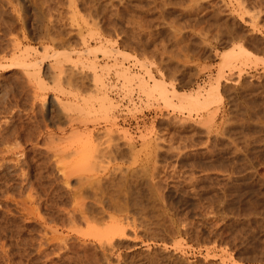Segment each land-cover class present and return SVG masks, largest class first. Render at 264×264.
<instances>
[{
	"label": "rangeland",
	"instance_id": "obj_1",
	"mask_svg": "<svg viewBox=\"0 0 264 264\" xmlns=\"http://www.w3.org/2000/svg\"><path fill=\"white\" fill-rule=\"evenodd\" d=\"M7 1L0 0V20L5 19L0 21L1 29L14 32L7 33V37L16 35L21 40L20 25H24L27 40L21 41V48L25 46L31 52L32 61L42 59V77L46 80L28 82L20 67L11 69L0 61V148L14 150L4 151L7 161H1L7 167L0 168V264H51L38 251L42 227L35 219L43 216L60 221L70 205L83 204L122 207L121 211L111 207L115 218L124 224L129 220L136 223L135 227L126 226L124 245L105 251L104 264H264V0ZM7 37L0 38L2 45H6ZM239 47L240 53L235 51ZM229 54L236 58L230 56V62L223 61ZM117 67L133 73L130 82L117 73ZM58 69L61 73L55 78L53 72L56 74ZM141 82H145L143 88L139 87ZM154 83L168 92L160 93ZM89 93L95 97L107 95L112 101L113 105H108L111 108H105L107 116L100 101H96L98 106L95 97L89 99ZM208 93V105L192 103L193 106L187 98ZM81 94L90 101L94 99L93 105L89 101L85 106L92 110L98 106L95 114H101H89L91 121L93 117L96 121H86L87 126L81 128L91 129L100 147L109 141L117 143L125 157L99 155L96 164L85 165L66 153L68 157L62 155L58 166L45 153L29 150L38 125L48 119L66 123L67 111L76 116L75 111L65 108L74 101L82 103ZM53 96H57L59 105L54 101L48 114L44 104ZM18 143L30 151L27 161L20 162L23 174L22 168L14 167V161H10L15 155L21 157L14 148ZM61 166L71 179L67 183H63ZM74 167L80 169L74 173ZM108 168L112 171L107 172ZM125 214L129 219L124 218ZM82 224L78 226L81 230L87 227ZM91 247L86 250L91 252L87 258L80 257L82 250L80 254L72 252L65 263L92 264L98 259L103 264V258L99 259L102 253ZM97 261L94 264H100Z\"/></svg>",
	"mask_w": 264,
	"mask_h": 264
},
{
	"label": "bare ground",
	"instance_id": "obj_2",
	"mask_svg": "<svg viewBox=\"0 0 264 264\" xmlns=\"http://www.w3.org/2000/svg\"><path fill=\"white\" fill-rule=\"evenodd\" d=\"M4 1V0H3ZM7 1V0H6ZM14 1V0H13ZM24 1V0H23ZM20 2V1H19ZM237 2V1H236ZM7 3H9V1H7ZM15 3V2H14ZM18 3V2H17ZM241 3V2H240ZM10 4V3H9ZM26 4V3H25ZM12 5V4H11ZM239 5V4H238ZM257 5V4H256ZM248 6V5H247ZM247 6H246V9H247ZM251 6V5H250ZM262 6V5H261ZM1 7V6H0ZM216 7V6H215ZM253 7V6H252ZM262 7H264V6H262ZM8 8V7H7ZM14 8V7H13ZM214 8V7H213ZM243 8V7H242ZM15 9V8H14ZM7 10V9H6ZM22 10V9H21ZM31 10V9H30ZM252 10V9H251ZM213 11H215V10H213ZM19 12V11H18ZM17 12V13H18ZM232 12V11H231ZM16 13V12H15ZM2 14V13H1ZM13 14V13H12ZM255 14V13H254ZM19 15V14H18ZM23 15V14H22ZM33 15V14H32ZM10 16V15H9ZM25 16V15H24ZM23 16V17H24ZM256 16V15H255ZM2 17V16H1ZM0 17V18H1ZM3 17H5V16H3ZM14 17H16L15 19L17 20V19H19V16H14ZM21 17V16H20ZM23 17H21V18H23ZM10 18V17H9ZM20 18V19H21ZM41 18H42V16H41ZM219 18V17H218ZM254 18V17H253ZM4 20L5 19H3L2 18V20H0V21H3L4 22ZM23 20V19H22ZM40 20V19H39ZM194 20H195V18H194ZM1 23V22H0ZM95 22H93L92 23V25L94 24ZM4 24V23H3ZM96 24V23H95ZM197 24V23H196ZM5 25V24H4ZM192 25V24H191ZM198 25V24H197ZM17 26V25H16ZM24 25L23 24H21L20 25V34H21V40L19 39V40H17V37H16V35H14V37H11V36H8L7 37V33H10L11 31L9 30V29H1V25H0V36L2 37V36H5V37H7L6 38V45H2V42H1V40H0V61H1V63L2 62H4L3 63V65L4 66H9V68H11V69H13V68H15V67H20L19 69H22V72H23V74L25 75V77L26 78H28L27 79V81L29 82V80L31 81L32 79H34V81H36V82H39V83H41L42 82V80H46V78H44V77H42L43 76V72L41 71V62H42V59H39L38 61L36 60V61H32L31 59V55L29 54V53H31V52H29V51H27L26 50V47L24 48L23 46V48H21V45H20V43H21V41H23V40H27V36H26V30H25V28L23 27ZM228 26V25H227ZM230 26V25H229ZM42 27V26H41ZM177 27H178V25H177ZM180 27V26H179ZM198 27V26H197ZM206 27V26H205ZM210 27V26H209ZM45 28V27H44ZM50 28V27H49ZM192 28V27H191ZM11 29V28H10ZM15 29V28H14ZM13 29V30H14ZM56 29V28H55ZM60 29V28H59ZM110 29V28H109ZM114 29V28H113ZM128 29V28H127ZM131 29V28H130ZM129 29V30H130ZM230 29V28H229ZM232 29V28H231ZM234 29V28H233ZM120 30V29H119ZM201 30V29H200ZM204 30V29H203ZM62 31V30H61ZM114 31V30H113ZM126 31V30H125ZM205 31V30H204ZM218 31V30H217ZM28 32V31H27ZM89 32H90V30H89ZM98 32V31H97ZM137 32V31H136ZM201 32V31H200ZM199 32V33H200ZM12 33H14V32H12ZM12 33H10V35L12 34ZM59 33V32H58ZM122 33V32H121ZM192 34V33H191ZM119 35V34H118ZM127 36V35H126ZM131 36V35H130ZM231 36V35H230ZM0 37V38H1ZM20 37V36H19ZM79 37V36H78ZM90 37H91V35H90ZM133 37V36H132ZM65 38V37H64ZM119 38V37H118ZM2 39V38H1ZM57 39V38H56ZM88 39V38H87ZM140 40V39H139ZM84 41V40H83ZM125 41V40H124ZM99 42V41H98ZM134 42V41H133ZM127 43V42H126ZM131 43V42H130ZM137 43V42H136ZM5 44V43H4ZM82 44H83V42H82ZM98 44V43H97ZM53 45V44H52ZM63 45V44H62ZM76 45H78V44H76ZM75 45V46H76ZM100 45V44H99ZM28 46V45H27ZM44 46V45H43ZM49 46V45H48ZM64 46V45H63ZM62 46V47H63ZM29 47V46H28ZM68 47V46H67ZM137 47V46H136ZM242 47V46H241ZM31 49H32V47H30ZM29 48V49H30ZM43 49H44V47H42ZM41 48V49H42ZM91 48H93V47H91ZM238 48V47H237ZM30 49V50H31ZM67 49V48H66ZM89 49V48H88ZM87 49V50H88ZM95 48H93V53L94 52H96V50H94ZM97 51H99V49L100 48H98L97 47ZM107 49H109V48H107ZM111 49V48H110ZM109 49V50H110ZM232 49H234V48H232ZM240 49H242V48H240L239 47V49L238 50H235V51H238L239 53H240ZM109 50H107L108 51V53L110 54L111 52H112V50L113 49H111V52H109ZM37 51V50H36ZM60 51V50H59ZM59 51H56L57 52V54H59V55H61L60 53H59ZM62 51V50H61ZM60 51V52H61ZM75 51V50H74ZM90 51V50H89ZM234 51V50H233ZM33 52H35V51H33ZM39 52V51H38ZM41 52V51H40ZM40 52H39V54H40ZM54 52V51H53ZM63 52V51H62ZM65 52H66V50H65ZM72 52V51H71ZM79 52V51H78ZM81 52H83V51H81ZM80 52V53H81ZM85 52V51H84ZM87 52V51H86ZM85 52V53H86ZM91 52V51H90ZM114 52H116L115 50H114ZM245 51H244V48H243V53H244ZM67 53H69V50H68V52ZM92 53V54H93ZM237 53V52H236ZM33 54V53H32ZM36 54V53H35ZM45 54V53H44ZM82 54V53H81ZM42 55V54H41ZM40 55V56H41ZM52 55V54H51ZM50 55V56H51ZM65 55V54H64ZM103 55V54H102ZM43 56V55H42ZM46 56L47 57H49V55H47L46 54ZM62 56H63V53H62ZM78 56V55H77ZM76 56V57H77ZM231 55L229 54V55H227V56H224L223 57V61H226V62H230V60L229 59H231V57H234V55L233 56H231ZM241 56V55H240ZM36 57V56H35ZM64 57V56H63ZM93 57H96V56H94L93 55ZM56 58H59V57H56ZM113 58H115L114 56H113ZM236 57H234L233 59H235ZM246 58V57H245ZM36 59H37V57H36ZM45 59V58H44ZM64 59H66V58H64ZM70 58H68V60H69ZM121 59V58H120ZM61 60V59H60ZM67 60V59H66ZM76 60H77V58H76ZM81 60V59H80ZM88 60V59H87ZM86 60V61H87ZM91 60H92V58H91ZM90 60V61H91ZM227 60H229V61H227ZM232 60V59H231ZM8 62V64H6L5 65V62ZM31 61H32V63H31ZM58 60H56L55 62H57ZM63 61V60H62ZM61 61V62H62ZM77 61H79V60H77ZM66 62V61H65ZM73 62V61H72ZM51 63V62H50ZM60 63V62H59ZM64 63V62H63ZM75 63V62H74ZM88 63V62H87ZM91 63H93L92 61H91ZM91 63H89V64H91ZM104 63V62H103ZM57 64V63H56ZM99 64V63H98ZM120 64V63H119ZM119 64H116L117 66L119 65ZM228 64V63H227ZM230 64V63H229ZM3 65H0V67H2ZM60 65H62V63L61 64H59V66ZM76 65V64H75ZM100 65V64H99ZM115 65V66H116ZM51 66V65H50ZM106 66V65H105ZM123 66V65H122ZM233 66V65H232ZM48 67V66H47ZM94 67V66H93ZM120 67V66H119ZM127 67V66H126ZM51 68V67H50ZM95 68V67H94ZM99 68V67H98ZM101 68V67H100ZM118 68V67H117ZM61 69V68H60ZM60 69H58V72H56V74L53 72V76L56 78V77H58L59 76V73H61V70ZM93 69V68H92ZM96 69V68H95ZM119 69V68H118ZM127 68H123V67H121L119 70H117L118 72V74L119 75H121V76H123L124 77V79H131V76H132V74H129L128 72L129 71H127L126 70ZM100 70V69H99ZM54 71V70H53ZM109 71V70H108ZM108 71H106V73L108 72ZM147 71V70H146ZM15 72V71H14ZM21 72V71H20ZM149 72V71H148ZM22 74V73H21ZM94 74V73H93ZM150 74H152V73H150ZM136 75H137V73H136ZM136 75H134L135 76V78H136ZM46 76V75H45ZM53 76H50V77H52L53 78ZM98 76V75H97ZM49 77V78H50ZM94 78H95V76H93ZM100 77V76H99ZM150 77V76H149ZM151 77H153L152 75H151ZM59 78V77H58ZM134 78V79H135ZM5 79V78H4ZM69 79H70V77H69ZM98 79V78H97ZM133 78H132V80H134ZM137 79V78H136ZM135 79V80H136ZM52 80V79H51ZM67 80V79H66ZM98 80H102V79H98ZM134 80V81H135ZM142 80V82H143V79H141ZM140 79L139 80H136V82L137 81H141ZM162 80V79H161ZM26 81V80H25ZM33 81V80H32ZM23 82V81H22ZM27 82V83H28ZM36 82H35V84H36ZM52 82V81H51ZM128 82H130V80H128ZM127 82V83H128ZM142 82H141V86H139L138 85V83H137V85L141 88L142 86H144L145 85V82H144V85L142 84ZM154 82H157V80H155ZM161 82V81H160ZM159 82V86L161 87V83ZM30 83H32V82H30ZM147 83V82H146ZM25 84H26V82H25ZM55 84H57V83H55ZM100 84V83H99ZM155 85H157V83H154ZM33 85V84H32ZM38 85V84H37ZM41 85V84H40ZM71 85V84H70ZM152 85H153V83H152ZM34 86V85H33ZM42 86V85H41ZM93 86H94V83H93ZM213 86V85H212ZM8 87V86H7ZM36 87V86H35ZM44 87H45V85H44ZM130 87V86H129ZM153 87H155V86H153ZM157 87H158V85H157ZM163 87V86H162ZM161 87V88H162ZM104 88V87H103ZM143 88V87H142ZM145 88H146V86H145ZM148 88V87H147ZM152 87H150V89H151ZM149 89V88H148ZM149 89V90H150ZM215 89V88H214ZM7 90V89H6ZM97 90V89H96ZM99 90V89H98ZM100 90H101V88H100ZM99 90V91H100ZM129 90V89H128ZM143 90V89H142ZM142 90L140 89V91L142 92ZM152 90V89H151ZM158 90L160 91V93H162V92H165V91H162V90H160L159 89V87H158ZM165 90V89H164ZM211 90V89H210ZM103 91V90H102ZM105 91V90H104ZM131 91V90H130ZM147 90H145V92H146ZM162 91V92H161ZM171 91H173V90H171ZM206 91V90H205ZM98 92V91H97ZM168 92V91H167ZM167 92H165V93H167ZM170 92V91H169ZM174 92H176V91H174ZM6 93V92H5ZM32 93H34V91L32 92ZM102 93V92H101ZM100 93V94H101ZM143 93V92H142ZM171 93V92H170ZM13 94H15V93H13ZM98 94V93H97ZM96 94V95H97ZM99 94V96L98 97H95L93 94L92 95H90V93H89V99H90V97L91 96H93V97H95L96 99H95V102L96 101H100V105L102 106L101 107V109L103 108V110H105V108L107 107H109V106H112V105H110L111 103L110 102H112V101H110V99L107 97V95H104V94H101L100 95ZM197 94V93H196ZM9 95V94H8ZM43 95L45 96V93H43ZM42 95V96H43ZM173 95V94H172ZM172 95H170V96H172ZM180 96H181V94H179ZM30 96V95H29ZM71 96H73L72 94H71ZM76 96V95H75ZM165 96V95H164ZM185 96H187V95H185ZM211 95H210V93H208L206 96H203V97H201V96H191L190 98L189 97H187L188 99H189V101L191 102V104L193 103L194 105L195 104H206L209 100V97H210ZM213 97H214V94L212 95ZM40 97V96H39ZM57 97V96H56ZM56 97H54L53 96V98L51 97V99H48V103H46V104H44V100L42 101V104H44V105H46L47 107V110H48V114L51 112V106L54 104V101L56 102L57 101V104H58V102H59V99L58 98H56ZM84 96H82V94H81V96H80V100L79 101H81V99H83V102L82 103H75L74 104V102H73V104H72V106H69L68 108H65L66 110L65 111H67V110H73V111H75L76 112V116H73V114L71 115V113H69L68 111L65 113L64 112V116L67 118V120H66V123H63V124H61L60 122H53V121H51L50 119H48V120H43L42 122H43V124H42V126H40V125H38L37 126V130H36V135H35V139H34V142H33V144H32V146H30V148H29V150L31 151V149H32V151H38L39 153H45L46 155H44V156H50V157H52L54 160H52V161H55L56 163L55 164H57L60 160H61V156L62 155H64V154H72L73 156H75L74 157V160H77L76 162H78V163H80V164H82V162H83V164H92L95 160L97 161L99 158H100V156H104V157H106V158H108V156L109 157H116V156H122V155H124L125 153L123 152L124 150H122L121 149V147L119 148L118 147V145H116V144H111L110 143V141L109 142H107L106 140V142H107V144L105 145V146H103V147H100L101 146V144H100V142H94V139H93V133H92V131H91V129H89L90 131H87L86 130V128H81V126L82 125H84V127L85 126H87V123H86V121L87 122H90L91 121V116L93 115L92 114V112H94V114H95V110H97V108L96 107H98L99 105H98V102H96L97 103V105L98 106H96L95 107V110H92L90 107H89V109H88V106H85L86 105V103H88L90 100H88L87 98L85 99V97L83 98ZM20 98V97H19ZM34 98V97H33ZM75 98V97H74ZM77 98V97H76ZM75 98V99H76ZM92 98V97H91ZM186 98V97H185ZM98 99V100H97ZM109 99V100H108ZM181 99H183V98H181ZM17 100H18V98H17ZM92 100H94V99H91V101ZM77 101V100H76ZM90 101V102H91ZM9 102V101H8ZM71 102V101H70ZM212 102V101H211ZM72 103V102H71ZM92 103V102H91ZM108 103V104H107ZM180 103V102H179ZM210 103V102H209ZM41 104V105H42ZM56 104V103H55ZM60 104H61V102H60ZM64 104V103H63ZM69 104V103H68ZM94 104V102L92 103V105ZM107 104V105H106ZM183 104V103H182ZM192 104V105H193ZM59 105V104H58ZM67 105V104H66ZM89 105V104H88ZM91 105V104H90ZM89 105V106H90ZM91 105V106H92ZM109 105V106H108ZM180 105H181V103H180ZM185 105V104H184ZM193 105V106H194ZM203 105V106H204ZM206 105H208V104H206ZM35 106V105H34ZM40 106V105H39ZM68 106V105H67ZM66 106V107H67ZM191 106V105H190ZM25 107V106H24ZM181 107V106H180ZM206 107V106H205ZM100 108V107H99ZM107 108H106V110H107ZM111 107H109L108 109H110ZM184 108V107H183ZM195 108V107H194ZM199 108V107H198ZM7 109V108H6ZM94 109V108H93ZM190 109V108H189ZM62 110V109H61ZM106 110L103 112L104 114H105V116H107L106 115ZM9 111V110H8ZM98 111V110H97ZM96 111V112H97ZM110 111V110H109ZM12 112H14V111H12ZM18 112V111H17ZM99 112V111H98ZM100 112H101V110H100ZM11 114V113H10ZM42 114V113H41ZM89 114H92V115H90L89 116ZM104 114H102V115H104ZM108 114V113H107ZM34 115V114H33ZM39 115V114H38ZM75 115V114H74ZM96 115V114H95ZM97 115H101V114H97ZM97 115H96V117H97ZM64 117V118H65ZM90 118V119H87V118ZM36 118V117H35ZM45 118V117H44ZM79 119V120H77V119ZM94 118V120H95V117H93ZM20 120V119H19ZM76 120L77 121H79V123L78 122H76ZM90 120V121H89ZM93 120V121H94ZM35 121V120H34ZM93 121H91V122H93ZM96 121V120H95ZM5 123V122H4ZM35 123V122H34ZM82 123V124H81ZM35 129V128H34ZM86 130V131H85ZM5 131V130H4ZM31 131V130H30ZM1 132V131H0ZM26 133V132H25ZM33 133H35V132H33ZM9 134V133H8ZM5 136V135H4ZM10 136V135H9ZM95 136V135H94ZM97 137V136H96ZM99 137V136H98ZM101 137V136H100ZM10 138V137H9ZM26 138V137H25ZM2 140H4V141H9V139L7 138V137H2L1 138ZM33 139V138H32ZM107 139H109V138H107ZM14 140V139H13ZM18 142V141H17ZM16 142V143H17ZM112 142H113V140H112ZM13 143V142H12ZM4 145H5V143H4ZM15 145V144H14ZM14 145H10V146H13L14 147ZM17 145V144H16ZM37 145H39L38 147H37ZM100 145V146H99ZM19 143H18V145H17V147L15 146L14 148H17L18 150H19V153L21 154V157H23V158H21V157H19V156H17L16 157V155H15V157H14V159L11 157V159H13V160H10V161H14V167H17V168H19L21 165V161H22V164H23V161L25 162V161H27V159H26V157H27V154H28V149L26 150V147L24 146V147H22V146H20V148H19ZM6 147H8L7 145H6ZM5 147V148H6ZM223 147V146H222ZM4 148V149H5ZM6 150V151H5ZM5 150H3V148L1 149L0 148V168L1 167H3V169L5 168V167H7V164L4 162L6 159H4V151L5 152H12V151H14V150H12L10 147L9 148H6ZM17 151V150H16ZM29 151V152H30ZM126 151V150H125ZM18 152V151H17ZM183 152V151H182ZM249 152V151H248ZM16 154V153H15ZM18 154V153H17ZM66 154V155H67ZM179 154H180V152H179ZM231 154V153H230ZM250 154V153H249ZM19 155V154H18ZM43 155V154H42ZM100 155V156H99ZM176 155H177V153H176ZM37 156V155H36ZM221 156V155H220ZM6 157V156H5ZM67 157H68V155H67ZM71 157V156H70ZM69 157V158H70ZM98 157V159H96ZM104 157H102V158H104ZM124 157H125V155H124ZM177 158H178V156H176ZM21 158V159H20ZM52 158H50V159H52ZM111 158H109V160L111 159ZM118 158V157H117ZM49 159V160H50ZM65 160H67L66 158H64ZM63 159V160H64ZM262 159H264V158H262ZM1 160H4V161H1ZM102 160V159H101ZM101 160H99V162L101 161ZM104 160V159H103ZM106 160H108V159H106ZM115 160V159H114ZM214 160V159H213ZM7 161V160H6ZM9 161V162H10ZM30 161V160H29ZM70 161V160H69ZM112 161V160H111ZM31 162V161H30ZM40 162V161H39ZM61 162V161H60ZM67 162V161H66ZM66 162H64V165L65 164H67ZM90 162V163H89ZM104 162H105V160H104ZM108 162V161H107ZM106 162V163H107ZM8 163V162H7ZM10 163H13V162H10ZM10 163L8 164V166L10 165ZM37 163V162H36ZM50 163V162H49ZM95 163V162H94ZM93 163V164H94ZM211 163V162H210ZM90 164V165H91ZM96 164V163H95ZM101 164V163H100ZM6 165V166H5ZM58 165V164H57ZM72 165L73 166H75L73 163H72ZM72 165H71V167H72ZM89 165V166H90ZM99 165V164H98ZM97 165V166H98ZM102 165V164H101ZM103 165H104V163H103ZM107 165V164H106ZM5 166V167H4ZM11 166H13V165H11ZM42 166V165H41ZM59 166V165H58ZM77 166V165H76ZM80 166V165H79ZM82 166V165H81ZM84 166V165H83ZM105 166V165H104ZM112 166V165H111ZM13 167V168H14ZM67 167V166H66ZM69 168L68 170H69V172H71L72 171V168ZM85 167V166H84ZM93 167V166H92ZM208 167V166H207ZM211 167V166H210ZM20 168H22V167H20ZM54 168V167H53ZM55 168H57V167H55ZM62 168V166L61 167H59V170ZM76 167H74V173H76V170L78 169H75ZM89 168H91V166L89 167ZM98 168H100V167H98ZM113 168V167H112ZM29 169V168H28ZM70 169H71V171H70ZM79 169H80V167H79ZM78 169V170H79ZM86 169H87V166H86ZM91 169H93V168H91ZM103 169V168H102ZM2 170V169H1ZM7 170V169H6ZM77 170V171H78ZM97 170V169H96ZM110 170V168H108L107 169V172ZM154 170V169H153ZM18 171V170H17ZM20 171V170H19ZM83 170H81V171H79V172H82ZM93 171V170H92ZM104 171V170H103ZM110 171H112V170H110ZM152 171V170H151ZM150 171V172H151ZM22 174H23V168H22ZM41 172V171H40ZM72 172V173H73ZM84 172V171H83ZM87 172V171H86ZM91 172V171H90ZM63 176H62V178H64L63 180V183L64 182H66L67 183V181L70 179L69 177H68V174H66L62 169H61V172H60ZM102 173V172H101ZM153 173V172H152ZM27 174V173H26ZM25 174V175H26ZM81 174V173H80ZM110 174V173H109ZM191 173H189V175H190ZM73 175H76V174H73ZM105 175V174H104ZM106 175H108V173L106 174ZM111 175V174H110ZM78 176V175H77ZM101 176V175H100ZM47 177V176H46ZM92 177V176H91ZM191 177V176H190ZM81 182H83V179H84V177H82V174H81ZM89 178V177H88ZM107 178V177H106ZM112 178V177H111ZM58 179V178H57ZM77 179V178H76ZM86 179H87V177H86ZM193 179V178H192ZM52 180V179H51ZM62 180V179H61ZM71 180V179H70ZM79 180V179H78ZM87 180H89V179H87ZM96 180V179H95ZM111 180V179H110ZM186 180V179H185ZM190 180H191V178H190ZM21 181V180H20ZM19 181V182H20ZM32 181V180H31ZM77 181V180H76ZM84 181H86V180H84ZM94 181V180H93ZM16 182V181H15ZM49 182V181H48ZM87 182V181H86ZM91 182V181H90ZM136 182V181H135ZM165 182V181H164ZM190 182V181H189ZM194 182V181H193ZM28 183V182H27ZM31 183V182H30ZM78 183H80V182H78ZM93 183H95V182H93ZM114 183V182H113ZM112 183V184H113ZM122 183V182H121ZM155 183V182H154ZM153 183V185H155ZM159 183V182H158ZM8 184V183H7ZM15 184H17V183H15ZM43 184V183H42ZM83 184V183H82ZM81 184V185H82ZM88 184V183H87ZM123 184V183H122ZM26 185V184H25ZM29 185V184H28ZM47 185V184H46ZM55 185V184H54ZM65 185V184H64ZM89 185V184H88ZM121 185V184H120ZM137 185V184H136ZM3 186V185H2ZM32 186V185H31ZM66 186V185H65ZM68 186V185H67ZM80 186V185H79ZM95 186H97V185H95ZM101 186V185H100ZM156 186V185H155ZM235 186V185H234ZM237 186V185H236ZM119 187V186H118ZM254 187V186H253ZM92 188H93V186H92ZM91 188V189H92ZM107 188V187H106ZM151 188V187H150ZM68 189V188H67ZM156 189H158V188H156ZM190 189V188H189ZM26 190H29V189H26ZM37 190V189H36ZM104 190V189H103ZM107 190V189H106ZM151 190H153V189H150V191ZM193 190V189H192ZM196 190V189H195ZM207 190V189H206ZM24 191V190H23ZM82 191V190H81ZM84 191V190H83ZM82 191V192H83ZM92 191H94V190H92ZM127 191V190H126ZM149 191V190H148ZM154 191H155V188H154ZM224 191V190H223ZM1 192V191H0ZM12 192V191H11ZM41 192V191H40ZM78 192H79V190H78ZM97 192V191H96ZM158 192H159V190H158ZM161 192V191H160ZM196 192V191H195ZM26 193H27V191H26ZM26 193H25V195H26ZM31 193V192H30ZM29 193V194H30ZM75 193V192H74ZM80 193V192H79ZM86 193V192H85ZM93 193V192H92ZM114 193V192H113ZM126 193V192H125ZM132 193H133V191H132ZM3 194V193H2ZM6 194H7V192H6ZM5 194V195H6ZM9 194H10V192H9ZM35 194V193H34ZM41 194V193H40ZM95 194V193H94ZM93 194V195H94ZM112 194V193H111ZM19 196H20V194H18ZM23 195H24V193H23ZM36 195V194H35ZM81 195V194H80ZM84 195V194H83ZM88 195V194H87ZM101 195V194H100ZM3 196H4V194H3ZM9 196V195H8ZM16 196V195H15ZM28 196V195H27ZM74 196V195H73ZM102 196V195H101ZM139 196V195H138ZM161 196H162V194H161ZM11 197V196H10ZM22 197V196H21ZM20 197V198H21ZM29 197H30V195H29ZM36 197V196H35ZM58 197V196H57ZM89 198H90V196H88ZM99 197V196H98ZM135 196L133 195V198H134ZM144 197V196H143ZM229 197V196H228ZM239 197V196H238ZM248 197V196H247ZM2 198V197H1ZM13 198H14V196H13ZM16 198H18V197H16ZM24 198H25V196H24ZM24 198H22V200L24 199ZM64 198V197H63ZM75 199H76V197H74ZM136 198V197H135ZM159 198V197H158ZM193 198V197H192ZM11 199V198H10ZM27 199V198H26ZM30 199V198H29ZM36 199V198H35ZM55 199V198H54ZM57 199V198H56ZM83 199H85V198H83ZM94 199H95V196H94ZM184 199V198H183ZM211 199V198H210ZM233 199V198H232ZM16 200V199H15ZM21 200V199H20ZM37 200V199H36ZM73 200V199H72ZM77 200V199H76ZM86 200H87V198H86ZM92 200H93V197H92ZM110 200V199H109ZM164 200V199H163ZM223 200V199H222ZM225 200V199H224ZM231 200V199H230ZM14 201V200H13ZM17 201V200H16ZM28 201H30V200H28ZM59 201V200H58ZM61 201V200H60ZM79 201V200H78ZM82 201V203L84 202V200H81ZM89 201V200H88ZM94 202H96L95 200H93ZM241 201V200H240ZM25 202V200L23 201V203ZM40 202V201H39ZM86 202V201H85ZM106 202V201H105ZM111 202H112V200H111ZM132 201H130V203H131ZM224 202V201H223ZM1 203V202H0ZM7 203V202H6ZM19 203V202H18ZM22 203V202H21ZM71 203V202H70ZM69 203V204H70ZM76 203V202H75ZM79 203V202H78ZM90 203V202H89ZM129 203V204H130ZM213 203H215V202H213ZM228 203V202H227ZM234 203V202H233ZM25 204H27V203H25ZM25 204H23V205H25ZM52 204H53V202H52ZM66 204V203H65ZM80 204V203H79ZM86 204V203H85ZM103 204V203H102ZM3 205V204H2ZM6 205V204H5ZM63 205V204H62ZM61 205V206H62ZM114 205V204H113ZM131 205H132V203H131ZM131 205H129L130 207H131ZM227 205H229V204H227ZM232 205V204H231ZM34 206V205H33ZM116 206V205H115ZM113 207V206H110V205H70L68 208L69 209H66L67 211H64V212H66L65 213V217L62 219V217H61V220L60 221H58V220H56V221H54V219H48L47 217H43L42 215V217H37L35 220H38L39 221V224H41L40 226L42 227V230H41V234H40V236L38 237L39 239V242L37 243L38 245H37V247H38V251L40 252V253H42L47 259H48V262H51V264H52V262H57L58 261V263L59 264H66L65 262V259L67 258V261L69 262V259H70V257H69V254L71 253L72 254V252L73 253H76V254H78L81 250L85 253H81V255H80V257L81 256H83V258L85 257V258H87L88 257V254L87 253H91V252H86V250H87V248L89 247H91V246H93L94 248H97L98 250H99V253L101 252L102 254H100L101 256H100V258H99V256L98 257H96L95 259H97V258H99V259H101V257H102V255L104 256L106 253H105V251L108 249V248H110L109 250H111V249H113V248H119L120 246H122V245H124V236H125V234H126V226H128L129 227V225L131 226H134L135 227V225H136V223L134 222V220H129V221H131V222H129V221H127L126 222V224H124L121 220H119L118 218L116 219L115 218V216L113 215V213L115 212V211H113V209L115 210V209H118L119 211H121V210H123L122 209V207L120 208L119 206H117V207ZM255 206V205H254ZM10 207H12V206H10ZM27 207V206H26ZM38 207V206H37ZM113 209H112V208ZM136 207V206H135ZM140 207H141V205H140ZM30 208V207H29ZM35 208H36V206H35ZM40 208H41V206H40ZM48 208V207H47ZM64 208V207H63ZM120 208V209H119ZM133 208V207H132ZM229 208V207H228ZM3 209V208H2ZM7 209V208H6ZM19 209V208H18ZM21 209V208H20ZM27 209V208H26ZM34 208H32L31 210L34 212L35 210H33ZM37 209V208H36ZM39 209V208H38ZM38 209L36 210V211H38ZM112 209V210H111ZM127 209V208H126ZM230 209V208H229ZM4 210V209H3ZM17 210V209H16ZM143 210H145V209H143ZM225 210V209H224ZM11 211V210H10ZM18 211V210H17ZM30 211V210H29ZM32 211H30V212H32ZM128 211V210H127ZM126 211V212H127ZM135 211V210H134ZM173 211V210H172ZM181 211V210H180ZM188 211V210H187ZM9 212V211H8ZM21 212V211H20ZM29 212V213H30ZM32 212V213H33ZM184 212V211H183ZM218 212V211H217ZM222 212V211H221ZM220 212V213H221ZM232 212V211H231ZM236 212V211H235ZM7 212H5V214H6ZM22 213V212H21ZM35 213V212H34ZM37 213V212H36ZM39 213V212H38ZM46 213V212H45ZM49 213V212H48ZM117 213V212H116ZM180 213V212H179ZM40 214V213H39ZM64 214V213H63ZM115 214V213H114ZM2 215V214H1ZM36 215H38V214H36ZM134 215H136L137 216V214H134ZM206 215H207V213H206ZM205 215V216H206ZM45 216V215H44ZM63 216V215H62ZM19 217V216H18ZM57 217V216H56ZM60 217H58V218H60ZM221 217H222V215H221ZM21 218V217H20ZM23 218V217H22ZM34 218V217H33ZM105 218H107V220H105ZM124 218H128L129 219V217L127 216V214H125L124 215ZM143 218V217H142ZM32 219V218H31ZM127 219V220H128ZM134 219V218H133ZM139 219V218H138ZM181 219V218H180ZM221 219V218H220ZM21 220V219H20ZM30 220V219H29ZM105 220V221H104ZM123 220V219H122ZM34 221V220H33ZM37 221V222H38ZM99 222L97 225H100V226H98V229H97V225L96 226H94V224H96V222ZM181 221V220H180ZM179 221V222H180ZM195 221V220H194ZM82 222L84 223V224H86L87 225V227L89 228L88 229V231L86 230L87 229V227L85 228V229H83V230H81L80 229V227H78L79 226V224H80V226L82 227ZM137 222H140V221H137ZM152 222V221H151ZM32 223V222H31ZM35 223V222H34ZM53 223V224H52ZM142 223V222H141ZM144 223V222H143ZM78 224V225H77ZM82 224V225H81ZM104 226V227H102L101 228V226L102 225ZM184 224V223H183ZM191 224V223H190ZM2 225V224H1ZM201 225V224H200ZM7 227V226H6ZM96 227V228H95ZM100 227V228H99ZM127 227V228H128ZM15 228V227H14ZM23 228V227H22ZM80 230H79V229ZM143 228V227H142ZM168 228V227H167ZM2 229V228H1ZM7 229V228H6ZM19 229V228H18ZM36 229V228H35ZM92 229H94V230H92ZM130 229V228H129ZM154 229V228H153ZM159 229V228H158ZM193 229V228H192ZM30 230V229H29ZM92 230V231H91ZM133 230V229H132ZM164 230V229H163ZM169 230H170V227H169ZM33 231V230H32ZM39 231V230H38ZM87 231V232H86ZM162 231V230H161ZM174 231V230H173ZM12 232V231H11ZM19 232V231H18ZM40 232V231H39ZM90 232H92V233H90ZM97 232V233H96ZM176 232V231H175ZM186 232V231H185ZM14 233V232H13ZM134 233V232H133ZM147 233V232H146ZM193 233V232H192ZM27 234H29V233H27ZM34 234V233H33ZM20 235V234H19ZM93 236V238L92 237H90V236ZM191 235V234H190ZM189 235V236H190ZM154 236V235H153ZM192 236V235H191ZM195 236V235H194ZM23 237V236H22ZM26 237V236H25ZM94 237H96V240H95V238ZM198 237V236H197ZM18 238V237H17ZM21 238V237H20ZM137 238V237H136ZM154 238H155V236H154ZM16 239V238H15ZM33 239V238H32ZM36 239V238H35ZM126 239V238H125ZM2 240V239H1ZM23 240V239H22ZM34 240V239H33ZM37 240V241H38ZM139 240V239H138ZM17 241V240H16ZM28 241V240H27ZM36 241V240H35ZM142 241V240H141ZM26 242V241H25ZM149 242V241H148ZM27 243V242H26ZM146 243V242H145ZM1 244V243H0ZM109 246V247H107V245ZM3 245V244H2ZM76 245H79V246H81V248H79L78 246H76ZM91 245V246H90ZM19 246V245H18ZM116 246V247H115ZM128 246V245H127ZM3 247V246H2ZM5 247V246H4ZM20 247V246H19ZM31 247V246H30ZM37 247H36V251H37ZM93 247H91V249L93 248ZM5 248H7V247H5ZM18 248V247H17ZM24 248V247H23ZM22 248V249H23ZM88 248V249H89ZM3 249V248H2ZM10 249H11V247H10ZM20 249V248H19ZM32 249V248H31ZM4 250V249H3ZM8 250H9V248H8ZM94 250V249H93ZM108 250V251H109ZM114 250V249H113ZM119 250V249H118ZM24 251V250H23ZM22 251V252H23ZM35 251V250H34ZM79 251V252H78ZM89 251V250H88ZM96 251V249L94 250V252ZM21 252V253H22ZM7 253V252H6ZM28 253V252H27ZM117 253V252H116ZM80 254V253H79ZM82 254H84V255H82ZM93 254V253H92ZM92 254H90V255H92ZM96 254V253H95ZM95 254H93L94 256H95ZM0 255H2V254H0ZM20 255V254H19ZM18 255V256H19ZM35 255V254H34ZM55 255V256H54ZM73 255V254H72ZM72 255H70L71 257H72ZM92 255V256H93ZM43 256V257H44ZM54 256V257H53ZM92 256H91V258H92ZM106 256V255H105ZM30 257V256H29ZM44 257V258H45ZM79 257V256H78ZM119 257V256H118ZM162 257V256H161ZM163 257H165V256H163ZM2 258V257H1ZM10 258V257H9ZM77 258V257H76ZM82 258V259H83ZM103 259V261L104 260H106L107 258L106 257H102ZM105 258V259H104ZM123 258V257H122ZM131 258V257H130ZM134 258V257H133ZM82 259H77V260H82ZM93 259H94V257H93ZM92 259V260H93ZM136 259V258H135ZM6 260V259H5ZM33 260V259H32ZM74 260V259H73ZM77 260H75V261H77ZM83 260H87V259H83ZM89 260V259H88ZM87 260V261H88ZM98 260V259H97ZM96 260V261H97ZM126 260V259H125ZM132 260V259H131ZM166 260V259H165ZM71 261V260H70ZM89 261H91V260H89ZM88 261V262H89ZM95 261V260H94ZM95 261V262H96ZM102 261V262H103ZM43 262V261H42ZM46 262V261H45ZM74 262V261H73ZM72 262V263H73ZM78 262V261H77ZM85 262V261H84ZM84 262L82 263H80V264H84ZM94 262V263H95ZM97 262H99V260L97 261ZM157 262V261H156ZM156 262L154 263V264H156ZM26 263V262H25ZM33 263V262H32ZM86 263V262H85ZM91 262H89V264H90ZM94 263H92V264H94ZM100 263V262H99ZM105 263V261L103 262V264ZM132 263V262H131ZM160 263V262H159ZM162 263V262H161ZM14 264V263H13ZM46 264V263H45ZM57 264V263H56ZM67 264H69V263H67ZM70 264H71V262H70ZM79 264V263H78ZM88 264V263H87ZM97 264V263H96ZM101 264V263H100ZM106 264H109V263H106ZM111 264V263H110Z\"/></svg>",
	"mask_w": 264,
	"mask_h": 264
}]
</instances>
